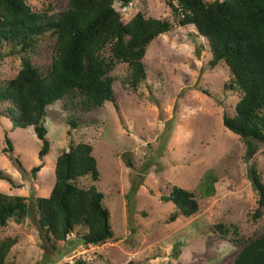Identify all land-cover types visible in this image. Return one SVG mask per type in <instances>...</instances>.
Masks as SVG:
<instances>
[{"label": "rangeland", "instance_id": "rangeland-1", "mask_svg": "<svg viewBox=\"0 0 264 264\" xmlns=\"http://www.w3.org/2000/svg\"><path fill=\"white\" fill-rule=\"evenodd\" d=\"M25 1L32 11L50 17L67 4V0ZM169 1L176 5V0L115 3L123 21L141 12L146 18L169 20L172 28L147 47L143 62L148 76L135 91L126 83L128 64L114 61L109 72L113 103L89 110L64 107L61 101L46 107L43 125L49 151L34 177L29 170L41 163L37 156L41 142L32 126L12 130L10 122L0 118V173L13 181L12 186L0 179V192L26 197L30 209L21 223L9 220L0 228V238H16L4 264H65L77 258L92 264H231L236 246L208 225H235L243 237L264 232V216L253 221L248 214L253 207L249 166L255 163L264 183V144H258L247 159L243 141L223 126V114L233 115L239 99L226 86L228 68L223 63L209 66L207 40L194 25L176 23ZM110 45L100 49L106 62L111 58ZM53 50L52 38L39 39L33 59L41 70L51 62ZM19 67L17 55L4 56L0 80L11 79ZM69 117L77 119V127L70 129ZM5 133L25 174L2 151ZM70 142L93 147L99 171L93 184L104 195L113 237L86 245L81 237L87 229L76 226L53 249L38 236L33 200L49 194L55 160ZM209 175L216 179L215 196L208 195L203 186ZM79 183L89 186L92 181L87 176ZM173 185L195 194L199 213L165 221L175 210L160 196L167 195Z\"/></svg>", "mask_w": 264, "mask_h": 264}, {"label": "trees", "instance_id": "trees-1", "mask_svg": "<svg viewBox=\"0 0 264 264\" xmlns=\"http://www.w3.org/2000/svg\"><path fill=\"white\" fill-rule=\"evenodd\" d=\"M129 2L67 0L64 10L50 17L32 11L25 0H0V59L6 55H17L20 59L17 73L11 79L0 80V118L8 120L12 130L32 126L40 140L37 156L41 163L30 168L32 177L41 169L49 151L43 125L47 106L61 101L64 107L69 104L89 110L113 103V78L109 72L114 61L128 64L130 74L126 83L133 91L146 80L148 72L143 62L146 49L160 34L170 31L172 23L167 19L146 18L141 12L123 21L115 3L124 6ZM168 5L178 25H194L205 37L211 55L209 66L220 63L227 66L226 86L239 99L233 115L223 114L222 124L243 141L246 157L251 159L257 145L264 144V0H176V5L170 1ZM45 35L53 39L54 55L46 69L41 70L33 56L39 39ZM106 44H111L108 62L100 54ZM66 123L70 129L78 126L77 119L72 117ZM4 142L3 153L16 170L25 174L7 133ZM53 172L49 194L33 200L39 238L55 249L56 242L67 240L76 226H83L87 230L81 238L86 245L112 239L104 195L93 184L99 179L93 147L84 142H70L60 149ZM87 176L92 183L81 185L79 180ZM249 177L253 207L248 214L256 221L264 216V183L255 163L249 166ZM0 179L13 186L12 179L2 173ZM205 180V192L215 196L216 179L209 175ZM160 198L172 203L175 210L165 221L190 218L200 211L195 194L180 186H171L169 193ZM26 199L0 192V228L9 220L22 222L30 211ZM208 228L236 246L231 264H264V232L243 237L235 225L217 223ZM15 243V237L0 238V264L5 263ZM65 264L92 263L77 258Z\"/></svg>", "mask_w": 264, "mask_h": 264}]
</instances>
